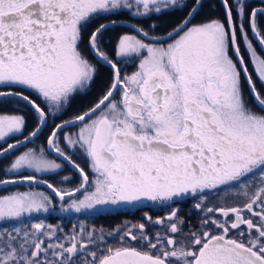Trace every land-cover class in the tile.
Returning <instances> with one entry per match:
<instances>
[{
	"label": "snow or ice",
	"instance_id": "6c2138e0",
	"mask_svg": "<svg viewBox=\"0 0 264 264\" xmlns=\"http://www.w3.org/2000/svg\"><path fill=\"white\" fill-rule=\"evenodd\" d=\"M260 2L253 7L250 0H0V106H26L36 120L23 135V115L0 114V158L34 143L50 116L86 94L97 78V65L106 64L112 72L109 86L90 108L53 124L44 145L28 148L2 169L0 187L43 183L59 198L62 212L171 207L185 197L198 198L194 207L204 212L200 230L189 234L180 227L178 209L156 220L145 213L148 223L165 230L149 235L145 223L126 222L109 233H121L120 246L112 248L102 230L98 235L83 224L64 233L46 219L28 223L34 214L53 208L42 192L0 195V264H264V114L254 112L245 99L247 87L264 113V58L249 42L258 88L238 45V37L248 40L251 32L264 46ZM206 8L215 15L194 23ZM185 9L178 25L165 29L166 36L150 35L164 17ZM124 16L157 23L147 30L133 26L138 35L118 36L114 57H141L138 70L122 77L119 61L105 47L108 33ZM77 125L75 136L65 134ZM9 138L15 143H7ZM77 147L90 161L92 181L68 154ZM49 152L79 173L77 187L56 188L38 178L62 168ZM70 180L64 176L61 182ZM217 191L246 202L242 207L206 206L207 194ZM77 192L82 199L74 198ZM12 222L11 228L3 227Z\"/></svg>",
	"mask_w": 264,
	"mask_h": 264
},
{
	"label": "flooded vegetation",
	"instance_id": "af4514ba",
	"mask_svg": "<svg viewBox=\"0 0 264 264\" xmlns=\"http://www.w3.org/2000/svg\"><path fill=\"white\" fill-rule=\"evenodd\" d=\"M250 3L253 5V7H260L261 2L260 0H250ZM260 3L258 6L255 4ZM134 20H138V22H141L140 17H133ZM124 22H129V21H124ZM196 23V21H193ZM135 26H137L133 22H129ZM153 23V22H152ZM118 27V26H117ZM125 28V27H124ZM128 29V28H127ZM130 30V29H129ZM131 31V30H130ZM133 32V31H132ZM134 34L130 35H138L135 32ZM150 35H155V32H150ZM159 36H166L165 35H159ZM117 38L118 35L115 32L108 33L106 37V47L105 50L109 53L110 58L114 60H118L119 64L118 66L121 69V76H129L135 71L138 70V65L141 57H132L129 59H121L119 57H114L112 55L113 50L116 46L117 43ZM141 38V37H139ZM178 38V37H177ZM142 39V38H141ZM147 43H151L149 41H146ZM167 42H171V40H168ZM251 42L253 47L256 49L257 55L260 56L261 58H264V53L260 49L258 44L254 41L252 38V33H248V40H244L242 37H238V45L240 47V56L243 57L244 64L248 68V73L252 76L253 80L257 82L258 88L260 87L259 80H258V75L255 70V65L253 58L251 56V53L249 49L247 48L248 43ZM82 51L88 58L93 62L96 63L95 58L88 52L87 47L82 45ZM230 55L232 56L233 60H236V57L232 51H230ZM99 66H102L106 68L108 72H106L105 76V88L104 91L107 89L111 82L112 78V72L111 68L105 65H97L98 67V73L100 71ZM238 67H240L239 64H237ZM105 72V71H104ZM242 73V77H243ZM94 85L93 84L92 88L87 92V94H94ZM33 99H36L35 96H33ZM245 99L248 102V107L251 108L254 112L259 113V114H264L261 112V109L257 107V105L253 102L252 98L249 96L247 87H245ZM98 100V99H97ZM38 103H41L40 100H37ZM93 102V100H91ZM41 106L43 107V103H41ZM17 107H20L22 110L17 111ZM6 114L9 115H23L26 120V127L24 130L23 135H27L35 126H36V120L33 111L23 105L17 106L15 103H12L8 106ZM33 114V115H32ZM73 119V118H72ZM45 127L43 129L42 134H40L39 138L35 140L34 143H30L26 145L25 147H21L19 150L14 151L11 153V155L6 156L7 159L8 157H13L14 155H19L22 152L26 151L28 148H33L36 145H44L45 144ZM73 128L65 129V134L66 132H71ZM19 139H23V136L17 137ZM16 138H9L7 143H15ZM63 146V145H62ZM46 147V145H45ZM68 154L72 156V159L75 161L76 164H79L81 168L84 169V171L88 174L90 181H92L95 178V174L92 172L90 168V161L89 159L82 153V151L77 147L76 149L73 150H67ZM48 158L49 159H54L56 160L57 163L62 164V168L58 170L57 172L54 173H46V174H38V178L41 181L46 180L48 183L53 184L54 187L56 188H63L66 190L74 189L80 184L81 177L79 173L71 167V165L67 164L65 161L61 159H56L53 155L48 153ZM6 161H1L0 160V175H2V169L6 168L11 160ZM25 174H30V170H26ZM64 176H69L71 177V180L69 182H64L62 183V178ZM91 190V189H89ZM26 191H32V192H42L46 195H48L51 198L53 208L50 209V212L47 214H34L33 218L28 219V223L34 222L35 219H46L47 223H50L52 225H60L62 227V230L64 233H70L73 230L74 226H79L83 224L84 226L88 228H95L97 230V234L103 232L104 235V241L107 243L108 246L115 248L119 247L121 244V241L117 238L121 233H116L115 235H109V233H114L117 228L123 229L126 222L131 225H137L139 223H145L146 224V231L149 232L150 234H154L156 232H162L165 230V226H159V225H152L148 223L144 219L145 213H147L149 216L153 218V220H156L158 218H164L169 215V213L173 210V207L178 209L177 215L181 213L182 209H185L188 211V216L189 219L186 218L183 220V224L181 225L183 227V231L187 230H192L196 231L200 230L201 226V219L204 218V212L203 210H198L194 206L197 202H200L198 198L195 197H185L178 202H181V205H176L178 202L172 204L171 207H166V206H151L150 204L147 206H140V207H115L111 211H106V212H101V213H96L94 211L88 212V213H75L73 211H68V212H62L60 211L61 208V202L59 201V198L47 187L44 186H38V185H29V184H18V185H13V186H8V187H3L0 188V195H8L12 194L15 192H26ZM251 191V189H250ZM74 198L82 199L83 194L80 192L75 193ZM196 202V203H195ZM211 202V203H209ZM246 201L235 195L234 193L226 194L223 191H217V192H211L207 194V200L205 201L206 206L208 207H220V206H227V207H233V206H243ZM68 203V198H65L64 201V207L67 206ZM180 215V214H179ZM245 216H248V213H245ZM198 218L199 222L195 223L193 222L194 219ZM215 218L217 220L222 219V217L219 215V213L215 214ZM192 219V220H190ZM229 220L232 219V217H228ZM255 222V221H254ZM16 222L8 223V224H3V227H8L11 228L13 224ZM181 227V228H182ZM187 227V228H186ZM199 227V228H198ZM213 234H215L218 230L213 228L212 229ZM235 230H233L230 235H234ZM101 249H103L104 244L102 243L100 245ZM98 255L101 253L98 252Z\"/></svg>",
	"mask_w": 264,
	"mask_h": 264
},
{
	"label": "trees",
	"instance_id": "16d2710c",
	"mask_svg": "<svg viewBox=\"0 0 264 264\" xmlns=\"http://www.w3.org/2000/svg\"><path fill=\"white\" fill-rule=\"evenodd\" d=\"M260 3L255 4L256 6H258ZM187 11V9L183 10V11H175L173 15L171 16H166L163 18L162 21H159L158 23L162 24V27L155 32V35L159 36V35H165L166 31H171L173 26H177L179 21H181L182 18L185 17V12ZM209 15H215L214 13L209 12V10L206 8L201 14L200 16H198L196 18V22H200L203 19H205L207 16ZM122 21H129V22H133L135 23L137 26H142L144 27L146 30L149 27L150 23H157V21L155 20H151L149 21L147 18H141V22H138V20H134L133 17L129 18L128 16H124L120 18ZM115 32L118 36L122 35V34H134L132 31H130L127 28L124 27H116L114 31H111L109 33ZM86 47V45H83ZM99 73L97 75V78L95 80V85H94V94H80L77 95L74 100L71 103V106L69 108H67L63 113L58 114L56 117H49V122H48V126L45 129V133H44V140H46V137L49 135V132L51 130V127L53 124H59L61 123L63 120H69L74 118L76 115L78 114H82L84 111H86L88 108H90L96 101L97 99L103 94L104 92V81H105V76H106V72L109 73V71L102 67L99 66ZM105 71V72H104ZM91 100H93V102H91ZM10 104H5L3 106H0V114L7 112L8 106ZM33 115V114H32ZM34 116V115H33ZM45 142V141H44ZM7 157H5V159L1 160V161H6ZM181 202H178V204L176 205H181ZM181 217H186L189 218L188 216V211L185 209H182L181 213H180Z\"/></svg>",
	"mask_w": 264,
	"mask_h": 264
},
{
	"label": "water",
	"instance_id": "95a60500",
	"mask_svg": "<svg viewBox=\"0 0 264 264\" xmlns=\"http://www.w3.org/2000/svg\"><path fill=\"white\" fill-rule=\"evenodd\" d=\"M118 27H125V28H128V29H130L131 31H133V32H135L134 31V28H133V26H135V25H133V24H131V23H129V22H124L123 21V23H121V24H118L117 25ZM116 26V27H117ZM136 33V32H135ZM137 34V33H136ZM142 39H144L143 37H141ZM252 38L254 39V41L258 44V46H259V48L263 51V53H264V46H262V45H260L259 44V41H258V38L257 37H255V35L254 34H252ZM146 41H149V42H152V41H150V40H147L146 39ZM235 55V54H234ZM235 57H236V59H237V61H238V59H239V57H237L236 55H235ZM239 64V63H238ZM105 66H108V65H106V64H104ZM240 65V64H239ZM245 65V64H244ZM241 66V65H240ZM109 67V66H108ZM78 126V125H77ZM74 127H76V126H73V127H68V128H66V129H69V128H74ZM28 144H30V143H27V145ZM21 148V147H20ZM19 148V149H20ZM14 152V151H13ZM12 152V153H13ZM49 154H51V155H53L56 159H61V158H59V157H57L56 156V154H54V153H51V152H49ZM6 156H8V155H6ZM5 156V157H6ZM2 158H4V157H2ZM2 158H0V159H2ZM62 160V159H61ZM26 184V183H25ZM13 185H18V184H9V185H7L6 187H8V186H13ZM33 185H38V186H44V187H46L45 186V184H43V183H39V184H33ZM0 188H3V187H0Z\"/></svg>",
	"mask_w": 264,
	"mask_h": 264
},
{
	"label": "rangeland",
	"instance_id": "374dc122",
	"mask_svg": "<svg viewBox=\"0 0 264 264\" xmlns=\"http://www.w3.org/2000/svg\"><path fill=\"white\" fill-rule=\"evenodd\" d=\"M259 50H260V48H259ZM234 61H236V60H234ZM2 114H6V112L5 113H2ZM16 115V114H15ZM79 125L78 126H76V127H74L73 128V130L70 132H66V134H71V135H73V136H75V134L79 131ZM3 146H6V145H3ZM11 155V154H10ZM9 155V156H10ZM15 156H17V154L16 155H14L13 157H8V159L7 160H13L14 158H15ZM3 160L5 159V158H2ZM2 159H0V160H2ZM196 203V202H195ZM198 203V202H197ZM209 203H211V202H209ZM173 209H177V208H175V207H173ZM180 214V213H179ZM177 215L180 219H182V220H184V219H186V217H181V215ZM189 219V218H188ZM190 220H192V219H190ZM193 222H195V223H197V222H199V219L198 218H196V219H194V221ZM180 227H182L181 225H180ZM187 228V227H186ZM199 228V227H198ZM197 229H195L194 231H196ZM182 231H183V227H182ZM190 232H192V230L190 231V230H187V231H183V233L184 234H189ZM148 234L149 235H153V234H150L149 232H148ZM153 255H155L156 253L153 251V253H152Z\"/></svg>",
	"mask_w": 264,
	"mask_h": 264
}]
</instances>
